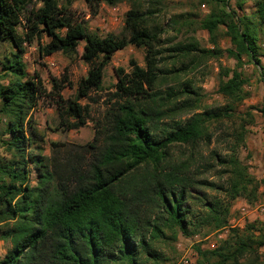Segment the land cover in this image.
I'll return each mask as SVG.
<instances>
[{"label":"trees","instance_id":"obj_1","mask_svg":"<svg viewBox=\"0 0 264 264\" xmlns=\"http://www.w3.org/2000/svg\"><path fill=\"white\" fill-rule=\"evenodd\" d=\"M122 1L86 3L97 15L103 3L117 5ZM208 1L215 9L200 26L210 33L213 47L200 48L193 37L187 43L175 44L171 57L188 58L195 66L204 58L226 52L237 61V67L224 70L219 92L242 100L247 83L239 69L243 58L256 63L264 75L258 44V31H264V0H256V10L250 14L245 12L247 0ZM148 14L151 16V11L144 12L133 4L126 12L121 34L97 36L75 16L70 0H0V41L11 40L17 48L0 61V119L5 126L0 146L12 153L11 158H0V239L9 243L0 264H144L145 260L160 259L156 243L166 238L168 231L174 237L179 231L187 234L189 226L195 224L191 219L195 215L213 229H229L219 246L197 247V264H264V220L247 224L239 234L229 217L230 201L242 197L251 205L258 202L264 178L254 176L234 152L217 157L223 167L221 175H227L226 183L218 186L192 175L194 155L186 160L172 157L175 145L196 147L211 141L207 122L212 116L175 118L198 107V99L178 101L183 93H196L190 84L182 92L174 86L157 88L160 79L176 69L162 66L165 49L159 45V30L152 26ZM221 25L231 40L225 50L215 37ZM82 41V57L89 69L75 98L65 99L61 94L73 85L68 68L61 77L52 78L48 94L38 74L27 71L25 45L36 42L42 56L55 52L69 56L78 53ZM128 45L144 47L145 65L132 58L131 71L117 68L113 95L118 99L110 104L105 117L96 121L93 140L66 149L64 161L43 154L41 146L36 147V153H26L33 137L38 136L31 112L39 99L45 94L58 97L59 128L73 130L87 125L89 104L80 99H92V91L101 90L105 67L115 52ZM187 67L184 64L182 69ZM9 75V82H2ZM243 138L240 135L238 142ZM59 145L67 146L52 142L55 148ZM204 185L223 191L229 201L204 199L203 210L193 211L189 202L192 190Z\"/></svg>","mask_w":264,"mask_h":264},{"label":"rangeland","instance_id":"obj_2","mask_svg":"<svg viewBox=\"0 0 264 264\" xmlns=\"http://www.w3.org/2000/svg\"><path fill=\"white\" fill-rule=\"evenodd\" d=\"M65 1V0H64ZM71 9L75 16L81 18L92 35L104 36L109 32L121 34L124 28L126 12L133 4L140 6L144 12L151 11L150 23L159 30V45L164 48L165 57L162 66L165 70L176 69L175 73L165 75L158 82L157 88L165 90L169 86H174L182 92L184 86L190 84L196 93H186L178 100L188 97L198 99V107L177 115V119H188L193 116L207 118L212 116L207 122L213 134L209 143H200L196 147L175 145L171 148L172 157L179 160H186L194 155L191 173L200 180L214 182L216 186L225 184L227 175H221L223 167L219 166L217 157H226L231 153H236L240 159L248 164L250 172L258 179L264 178V75L261 68L250 61L248 57L243 58V63L239 64L247 83L243 88L242 100H232L219 92V84L222 74L226 68H236L237 61L226 52L223 55L204 58L200 65L192 66L190 59L183 60L171 57V48L178 42L192 41L196 37L200 48H212L211 35L201 28V21L214 10L215 4L208 0H123L117 5L103 3L97 15H93L86 3V0H70ZM256 0H247L245 7L247 13L256 10ZM235 4V1L233 2ZM260 29V28H259ZM24 30L19 27V33ZM260 54L262 64H264V31H258ZM219 46L225 50L231 46V40L226 35L224 25H221L215 35ZM48 39L43 38L46 42ZM85 41L81 42L78 53L65 55L62 52H55L48 56L40 55L37 43L26 44L24 61L29 74L35 72L42 79L48 94L52 91L51 80L53 77H61L68 68L72 86H66L61 94L65 99L75 98L78 84L81 78L88 73L89 64L82 57ZM17 51L11 40L0 41V61L6 56ZM144 47L128 45L124 49L118 50L105 67V75L101 90L92 91V99H80L82 104H89L90 118L87 125L79 129L64 130L58 127L59 115L57 110L58 97L45 94L39 99L37 105L32 110V118L36 123L38 136L31 134L35 138L34 143L26 147V153L38 152L37 146H41L42 153L50 158H57L64 161L66 149L83 145L93 140L95 136V123L99 118H104L110 104L118 99L113 94L116 92L118 82L117 68L123 67L127 72L132 67L130 60L134 58L141 65H145ZM188 67L182 69L183 65ZM1 67V66H0ZM11 75L6 76L2 82L7 84ZM1 104V101H0ZM227 112L228 115H225ZM214 115V116H213ZM210 118V117H208ZM165 121L170 122V119ZM4 122L0 119V136L4 129ZM244 135L243 141L238 142L240 135ZM52 142L67 144L66 147L59 145L53 147ZM11 158L12 153L0 146V158ZM32 181H35V170L30 165ZM193 199L190 204L195 212L203 210L202 201L204 199L220 198L229 201L223 191L211 188L208 185L197 186L192 190ZM231 202L230 224L238 229V233H244V227L254 221L264 220V185L259 189V200L251 205L244 198L238 197ZM246 202V203H245ZM194 217V218H193ZM191 219L195 223L190 225L188 233L178 232L174 237L171 232H167L166 238L157 241L156 248L161 257L159 260H145L144 264H197L199 254L197 247L202 249H212L222 243L229 232L228 228L213 229L208 222H202L197 215ZM259 226V225H258ZM235 235L231 238L234 241ZM9 243L0 239V258H2ZM262 252V262H264V248ZM245 261V260H244Z\"/></svg>","mask_w":264,"mask_h":264},{"label":"built area","instance_id":"obj_3","mask_svg":"<svg viewBox=\"0 0 264 264\" xmlns=\"http://www.w3.org/2000/svg\"><path fill=\"white\" fill-rule=\"evenodd\" d=\"M0 66H1V64H0ZM0 71H1V67H0ZM185 263H186V264H189L187 261H185ZM190 264H191V263H190Z\"/></svg>","mask_w":264,"mask_h":264},{"label":"crops","instance_id":"obj_4","mask_svg":"<svg viewBox=\"0 0 264 264\" xmlns=\"http://www.w3.org/2000/svg\"><path fill=\"white\" fill-rule=\"evenodd\" d=\"M246 203V202H245Z\"/></svg>","mask_w":264,"mask_h":264}]
</instances>
